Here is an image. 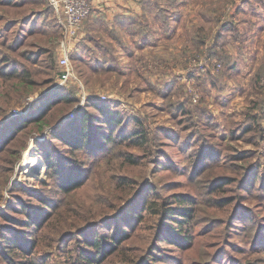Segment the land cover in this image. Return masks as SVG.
Masks as SVG:
<instances>
[{
	"label": "rangeland",
	"instance_id": "rangeland-1",
	"mask_svg": "<svg viewBox=\"0 0 264 264\" xmlns=\"http://www.w3.org/2000/svg\"><path fill=\"white\" fill-rule=\"evenodd\" d=\"M51 1L0 0V264H87L83 255L96 254L89 242L100 235L111 239L123 230V243L108 246L95 264H136L143 256L150 264H264V131L249 115L257 97V72L264 87V0H186L192 5L188 20L194 18L188 33L203 23L220 32L226 50L223 58L207 55L206 47L179 53L171 56L176 65L163 73L141 63L149 57L143 51L128 62L114 54L106 56L108 63L106 57L97 61L101 55L89 51L79 59L82 48L76 45L79 38L74 39L70 60L86 95H104L102 100L116 102L124 116H139L151 141L118 145L106 158L101 151L78 154L86 165L96 157L101 161L81 187L67 193L60 190L61 177L49 171L41 150L64 148L52 134L86 106L87 97L80 82L59 81L65 39ZM208 7H220L218 24L209 20ZM177 9L168 12L178 15ZM204 57L221 67L209 63L205 71L198 64ZM114 61L135 71L126 73L127 86L121 90L108 87V80L100 87L98 78L105 77L93 73L92 64ZM23 69L35 82L31 87L20 85L14 74ZM57 89L76 101L55 107L41 130L32 122L16 131L12 118H28L41 97ZM126 124L134 126L129 120ZM122 150L136 155L138 163L121 171L148 184L147 189L119 215L103 220L112 211V179L120 173L105 162L114 156L118 167ZM27 155L37 167L23 164ZM39 197L53 204L42 230L20 222L26 220V208L32 212L39 205ZM149 200L156 201L153 209H145ZM164 204L192 209L190 221L178 231L182 244L160 234L161 222L178 227L164 216ZM101 209L104 216H96ZM17 236L26 237L28 250L6 246L7 237Z\"/></svg>",
	"mask_w": 264,
	"mask_h": 264
},
{
	"label": "trees",
	"instance_id": "trees-1",
	"mask_svg": "<svg viewBox=\"0 0 264 264\" xmlns=\"http://www.w3.org/2000/svg\"><path fill=\"white\" fill-rule=\"evenodd\" d=\"M219 11L220 7H213L210 9L208 7L207 12L211 15L208 17L209 20H213L218 24L220 21L218 16L221 14ZM216 13L217 18L214 19L212 15ZM212 30L213 29L210 28L208 29L203 23L198 24L191 33V40L194 45L191 50L197 49L198 51H203L206 47L207 55L217 54V56L223 58L224 51L226 49L224 46L221 47L220 45L219 39L221 34L218 31L213 32ZM78 57L79 59L83 57L81 51ZM166 60V58L161 57L160 55L153 54L150 58L143 59L141 63H143L145 67H148L150 63L156 65L157 67L164 64V68H168L169 61ZM118 63L114 61L107 65L100 63L92 64V68L94 69L93 73L105 77L103 81L100 80L101 77L98 78V85L100 87H103L107 80L109 81V83H107L108 87L112 89L119 87L121 90L127 86V79L124 78L126 73L128 71L134 73L135 71L125 68L124 65L122 67V65ZM125 65L129 66L127 64ZM14 74L18 77L20 85H27L31 87L35 83L33 79L30 78V72L28 70L23 69L19 72H15ZM260 80H262V75L257 72L255 75V84L257 83L255 85L257 97L254 99L255 101L253 102L252 108H250L249 115L256 121L258 128L261 131L262 129L264 131V87L259 85ZM86 82L90 83L89 80H86ZM95 85L98 86L97 84ZM69 90L71 91V89ZM73 101H76V97L73 94H63L58 89L54 90L50 94L41 97L37 106H33L30 109L28 118H12L11 122H14L12 126H14L16 128L15 130L18 131L33 122L38 125L41 130L42 126H44L45 119L53 114L55 107L61 104H69ZM115 103L116 102L114 101L106 102L95 94L88 95L86 106L78 108L75 112V117L67 121L63 127L57 129L52 134L53 138H57L65 144L64 148L60 149V151L57 150L56 147L54 149L47 148L41 150L49 171L53 175L61 177L59 182L60 190L67 193L81 187L90 178L88 172L91 174L93 168L101 161V157L106 158L109 153H113L116 146H146L151 141L150 131L144 127L141 118L137 115H131L129 118L124 116L123 113L118 110L117 106H115ZM128 120L131 123L133 122L134 126H128L126 124ZM95 151L104 152L105 155L100 158L96 157L89 162V165H86V162H84L83 159L79 160L77 157L80 153H92ZM120 155L122 162L118 167L115 166V162L113 161L114 156L107 158L105 162L108 166L110 164L111 171L118 169L117 171L120 173L118 174L117 179H112L113 184L110 186V189H112L110 202L112 203L108 208L112 209V211L109 212L111 214H104L105 216L108 215V217L101 218L103 220H106L113 215H119L124 209H127L130 205H132L138 192L147 189L148 184L138 183L135 177L121 171L123 167L128 164L138 163L136 155L131 152H127L126 150H122ZM148 188L153 190L155 189L152 185ZM119 191L121 192V195H119ZM39 200V205L34 206V208L31 209L32 212L29 211V208H26V212L24 214L26 220L21 219L20 222L29 227H35L37 230H42L47 226V221L50 216L45 215V213L49 211L50 207H53V204L47 202V200L42 197H39ZM184 200L190 202L189 198ZM118 201H120V203H117ZM146 203L145 209H153V204L156 203V201L149 200L146 201ZM164 205V216L170 217L172 220L174 219L176 226L178 227L161 222L160 234L169 235L166 236L165 239L171 241V243L182 244L180 238H177V235L181 234L180 232H182L185 223L190 221L192 217V209L186 205ZM103 211L102 209L99 210L96 216H104L102 215ZM0 213L2 212L0 211ZM133 215L134 217L138 216L136 214ZM93 216L89 214V218ZM70 223H73V221H70ZM67 225L69 226V229L73 228L68 222ZM123 231L124 234L118 232L119 234H113L111 239L100 235L99 237L94 238L93 241L89 242V245L96 249V254H84L83 257L86 261L85 263L95 264L99 261L98 258L106 253V248L108 246L117 245L118 247L121 245L127 237L125 234L126 231ZM25 239L26 237L22 238L21 236L12 238L7 237L5 242L10 245L6 246L12 247L16 252L19 250H28V246H26L24 242ZM34 251L35 248H33L32 252ZM147 259V256H143L137 259L136 264H150Z\"/></svg>",
	"mask_w": 264,
	"mask_h": 264
},
{
	"label": "crops",
	"instance_id": "crops-1",
	"mask_svg": "<svg viewBox=\"0 0 264 264\" xmlns=\"http://www.w3.org/2000/svg\"><path fill=\"white\" fill-rule=\"evenodd\" d=\"M173 6L175 10L181 9L180 14L168 12ZM191 6L186 0H93L92 11L83 22L76 45L82 48L83 57L86 51L101 55L97 61L114 54L128 62L139 51L149 55L148 58L160 55L169 61L168 68L172 69L177 59L171 56L188 54L194 46L188 33L194 19L189 21L187 17ZM164 66L156 68L165 72L168 68Z\"/></svg>",
	"mask_w": 264,
	"mask_h": 264
},
{
	"label": "built area",
	"instance_id": "built-area-1",
	"mask_svg": "<svg viewBox=\"0 0 264 264\" xmlns=\"http://www.w3.org/2000/svg\"><path fill=\"white\" fill-rule=\"evenodd\" d=\"M93 0H52L56 13L59 17V22L64 33V44L62 47L63 54L59 59V64L62 67L59 73L60 83H65L68 80H76L80 82L74 67L70 60V53L73 48V40L77 38L80 29L82 28L84 20L90 15L92 11ZM197 63L198 60L194 59ZM213 64L216 69L221 67V62L216 60H211V58L204 57V59L199 60L198 64L201 65L204 70L208 69V66ZM82 85L83 98L86 99L87 95ZM106 96L102 95L101 99H105ZM22 112V111H20ZM16 112V113H20Z\"/></svg>",
	"mask_w": 264,
	"mask_h": 264
},
{
	"label": "bare ground",
	"instance_id": "bare-ground-1",
	"mask_svg": "<svg viewBox=\"0 0 264 264\" xmlns=\"http://www.w3.org/2000/svg\"><path fill=\"white\" fill-rule=\"evenodd\" d=\"M36 163L37 162L35 161V159L31 155L30 156L29 155L25 156V158L23 160V164H29V165L31 164L32 167H35L36 166Z\"/></svg>",
	"mask_w": 264,
	"mask_h": 264
},
{
	"label": "water",
	"instance_id": "water-1",
	"mask_svg": "<svg viewBox=\"0 0 264 264\" xmlns=\"http://www.w3.org/2000/svg\"><path fill=\"white\" fill-rule=\"evenodd\" d=\"M65 121V118H63L57 125L62 124Z\"/></svg>",
	"mask_w": 264,
	"mask_h": 264
}]
</instances>
